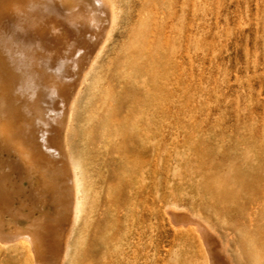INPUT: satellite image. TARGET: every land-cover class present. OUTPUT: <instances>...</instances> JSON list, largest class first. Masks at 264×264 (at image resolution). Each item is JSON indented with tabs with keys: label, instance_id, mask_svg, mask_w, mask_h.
Masks as SVG:
<instances>
[{
	"label": "rangeland",
	"instance_id": "rangeland-1",
	"mask_svg": "<svg viewBox=\"0 0 264 264\" xmlns=\"http://www.w3.org/2000/svg\"><path fill=\"white\" fill-rule=\"evenodd\" d=\"M113 2L128 72L113 74V54L75 103L68 140L88 183L64 264H206L209 231L231 264H264V0ZM7 56L0 35L10 72ZM9 87L0 75L1 128ZM0 158L19 161L12 149ZM1 162L18 189L22 165L8 175ZM170 204L190 216L170 218ZM3 241L0 264H23L18 242Z\"/></svg>",
	"mask_w": 264,
	"mask_h": 264
},
{
	"label": "bare ground",
	"instance_id": "bare-ground-1",
	"mask_svg": "<svg viewBox=\"0 0 264 264\" xmlns=\"http://www.w3.org/2000/svg\"><path fill=\"white\" fill-rule=\"evenodd\" d=\"M119 12L113 0H0V35L6 39L8 62L14 67L10 72L0 69L3 83L10 85L5 90L12 92L4 104L12 115L5 114L0 127V152L14 150L17 164L23 167L18 189L8 184L14 180L0 174V240L18 242L23 264H64L70 255L71 229L85 208L88 182L72 157L68 130L87 80L106 78L104 69L115 56L113 74L128 72L132 45L131 39L125 46L118 43L125 35ZM19 116L24 132L15 128ZM17 164L10 158L1 162L10 168L8 175ZM168 211V218L175 220L190 214L187 207L175 204ZM205 237L206 264H231L221 240L210 231Z\"/></svg>",
	"mask_w": 264,
	"mask_h": 264
}]
</instances>
